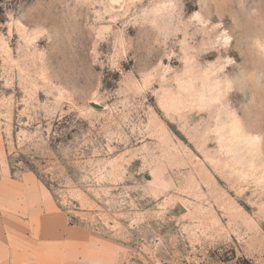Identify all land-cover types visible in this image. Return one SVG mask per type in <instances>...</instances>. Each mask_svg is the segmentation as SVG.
Masks as SVG:
<instances>
[{"label":"rangeland","instance_id":"rangeland-1","mask_svg":"<svg viewBox=\"0 0 264 264\" xmlns=\"http://www.w3.org/2000/svg\"><path fill=\"white\" fill-rule=\"evenodd\" d=\"M0 144L116 264H264V0H0Z\"/></svg>","mask_w":264,"mask_h":264},{"label":"crops","instance_id":"crops-1","mask_svg":"<svg viewBox=\"0 0 264 264\" xmlns=\"http://www.w3.org/2000/svg\"><path fill=\"white\" fill-rule=\"evenodd\" d=\"M0 144V264H116L106 241L68 224L35 181L5 171Z\"/></svg>","mask_w":264,"mask_h":264},{"label":"water","instance_id":"water-1","mask_svg":"<svg viewBox=\"0 0 264 264\" xmlns=\"http://www.w3.org/2000/svg\"><path fill=\"white\" fill-rule=\"evenodd\" d=\"M179 210H180L181 212H185V209H184L182 206H179Z\"/></svg>","mask_w":264,"mask_h":264}]
</instances>
